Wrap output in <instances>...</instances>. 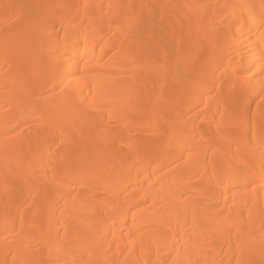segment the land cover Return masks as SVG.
<instances>
[{"label":"bare ground","instance_id":"1","mask_svg":"<svg viewBox=\"0 0 264 264\" xmlns=\"http://www.w3.org/2000/svg\"><path fill=\"white\" fill-rule=\"evenodd\" d=\"M0 264H264V0H0Z\"/></svg>","mask_w":264,"mask_h":264},{"label":"rangeland","instance_id":"2","mask_svg":"<svg viewBox=\"0 0 264 264\" xmlns=\"http://www.w3.org/2000/svg\"><path fill=\"white\" fill-rule=\"evenodd\" d=\"M197 19H199V15L198 14H196V21H197ZM194 24V23H193ZM192 24V26H195L196 24H194L193 25ZM194 28V27H193ZM199 37V35L198 34H191L190 35V37H189V49L190 50H192V51H190V59H189V61L191 62L192 61V59L194 60V59H198V56H199V58H200V54H202L203 52L202 51H204V54H202V55H204V56H206V53H205V51L207 50L206 48V44H204L205 42H204V40H203V42H202V46L201 47H199L198 49H197V51L196 50H194L193 48H194V46L193 47H190L191 45H193L194 44V42L196 41V39ZM201 41V39H199V42ZM204 44V45H203ZM210 53V52H209ZM212 53V52H211ZM213 54V56H214V53H212ZM212 54H211V57H212ZM208 55V54H207ZM209 57H210V55H208ZM207 56V57H208ZM210 57V58H211ZM192 58V59H191ZM201 58H203V57H201ZM200 58V59H201ZM213 58V57H212ZM206 60V57L205 58H203V60ZM214 59V58H213ZM213 59H207V61L208 60H210L209 62H211V60H213ZM199 60V59H198ZM199 61L200 63H202L203 64V62L205 63V64H203L205 67H206V64H209V62H205V61ZM194 61H196V60H194ZM199 62H195V64H192V65H195V66H198V64H200ZM197 64V65H196ZM201 64V65H202ZM200 66V65H199ZM208 66H210V64L208 65ZM204 67V68H205ZM216 80V79H215ZM216 82V85L219 83L218 81H215ZM185 92H189V91H192L193 89H195L194 87H192L191 85H190V82H188V81H185L184 82V85H183V88H182ZM186 105L184 106L185 108L187 107V103H185ZM212 113V112H211ZM214 116H216L217 117V115H214ZM251 122V121H250ZM252 123V122H251ZM252 125V124H251ZM249 126L250 127V130H251V127L252 126ZM31 129V128H30ZM30 129H28V131L30 130ZM33 129V128H32ZM34 130V129H33ZM32 130H30V132H31ZM230 150L231 151H234L235 149L233 148V147H231L230 148Z\"/></svg>","mask_w":264,"mask_h":264}]
</instances>
